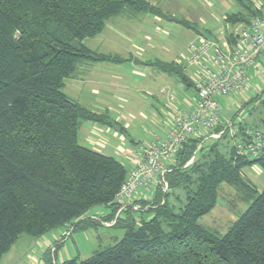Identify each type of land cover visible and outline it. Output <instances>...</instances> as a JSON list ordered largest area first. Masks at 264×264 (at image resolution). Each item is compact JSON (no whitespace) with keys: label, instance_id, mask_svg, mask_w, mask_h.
Masks as SVG:
<instances>
[{"label":"trees","instance_id":"1","mask_svg":"<svg viewBox=\"0 0 264 264\" xmlns=\"http://www.w3.org/2000/svg\"><path fill=\"white\" fill-rule=\"evenodd\" d=\"M233 1L246 11L226 16L228 26L245 27L264 14L251 1L250 6ZM152 8L145 0H0V260L21 234L38 239L61 227L71 234L114 221L111 227L124 232L118 242L87 259L59 264H264V188L258 191L242 174L253 165L264 169V154L255 160L237 157L225 133L189 139L168 165L166 190L157 186L150 200H134L139 210L127 207L114 218L127 170L114 157L78 143L83 121L106 120L63 92L79 64L108 59L82 41L99 34L110 17L125 10L150 14ZM237 35L229 31L225 43L234 44ZM151 65L194 88L177 64ZM250 102L263 113L264 127V90ZM234 119L229 121L239 130L256 129ZM224 127L222 120L214 131ZM222 184L250 205L219 235L198 220L215 207ZM178 189L185 202L175 208L168 198ZM97 207L109 214L85 217ZM53 253L45 251L42 263L53 264Z\"/></svg>","mask_w":264,"mask_h":264},{"label":"rangeland","instance_id":"2","mask_svg":"<svg viewBox=\"0 0 264 264\" xmlns=\"http://www.w3.org/2000/svg\"><path fill=\"white\" fill-rule=\"evenodd\" d=\"M145 1L153 6L152 10L154 13L150 14L155 15L163 20L170 21V23L174 22L172 24L165 25V31L167 32V35L157 33L153 27L150 28L144 25L141 28L142 31L147 32L146 34H144L143 32L140 34L138 32L139 28L137 25H130L131 27H133V29H135L132 31L135 32L131 31L132 28H126L124 23L131 22V19L128 18L133 19L134 16H141L143 12L131 13L128 12V10H125L122 14H120L123 16L110 17L107 22H110V24L115 26L122 35H130L131 32L132 34H135L132 39L136 41V43H140L142 40L144 41V37L146 35H149L151 43L147 44L144 42L138 45L141 48L145 47L147 53L151 57L160 56V53H162L163 55L167 54L168 58L162 55L160 57H163L168 62L174 61L177 55H179L180 53H182V55L180 58H178L180 59L178 61L184 62L185 56L188 54L189 45L191 43L198 42L200 36L221 42V39H223L221 35H217L216 37H214L211 34H214L220 30L225 31V34L227 35L229 31L238 32L243 26H228L227 24H225L224 18L231 14L245 13L246 11L238 2L233 0ZM248 1H252L255 5H258L259 7L261 6V9H264V0H245V3L247 5L250 3ZM248 6H250V4ZM250 15H245L243 18L247 19L248 16L250 17ZM140 16L134 18L133 23L135 22V19H138ZM141 22L145 21H140L139 23ZM183 23L189 24L193 28L191 29L184 27L183 25H181ZM208 32H210L211 34H209ZM107 33H112V31H110L108 27L105 30V33L95 38L84 39L82 43L84 46H86L88 49H91V51L95 53H103V51H114L115 46L113 45V43L107 41V39L105 38L112 37L107 36ZM114 36L119 35L115 32ZM231 39L232 38H230V40ZM259 58L263 61L264 55L261 54ZM177 64L178 66L182 67L180 63ZM118 66H120L117 68L120 71L121 77L123 79L125 78V80H123L125 81L124 85L127 86H122V89L120 88V91L126 92V97H128V95L132 96L134 93L131 90L130 85L127 83V81H131V83L137 85V82L134 81L136 78L133 75V70H139L140 72H143L144 75L148 74L149 70L156 71L154 68L146 66L135 67L133 65V62L131 61L124 62L123 64ZM192 69L196 70L197 66H192L191 68H188L187 73H192ZM257 79H255V81L259 84L257 88L264 89V77H258ZM64 83L65 85L67 84L64 92L68 94L70 98L75 100L76 96H80V90H77V88H71L73 93L69 91V81L67 83V80H65ZM136 87L137 88L135 89L133 88L134 91H138L139 88L138 86ZM167 89H169V91L174 92V90H172L165 83L158 84V86L155 87L153 90V95L157 96L160 102L162 100V104L164 103ZM137 91L134 96L140 97L138 99L141 101L142 105L140 106L141 108L132 111L137 114L141 112L140 117L132 119L131 122H129V118L128 122L126 120V123L128 125L123 124V122L120 123L119 125L125 128V132L119 133L118 137H111V134L114 133L113 131H110L112 132L110 134L102 136L104 137V139H106L108 144V150L105 149L104 151H101L102 154L114 157L127 169H129V162L134 157V154L137 152V145H139L140 143L149 142L151 134L156 130V127L153 126L149 118V115H151L154 110L150 109L148 105L150 102L148 101V96H146L147 91L144 90L143 94H140L141 92ZM175 93L178 94V92ZM80 97L81 99H88L90 97V90L84 89ZM220 101L222 102V116L224 115L228 119H230L232 115L238 113L235 117V123L248 121L250 125L256 127V129L264 135V127L260 124L259 121L260 118L263 116V113L260 111L256 103L252 104L251 102H249L248 105L246 104L243 107V104L245 102H248L249 98L242 97V93L231 94L226 98H221ZM122 106L124 107L125 105ZM157 106L161 108L160 105L157 104ZM254 107L257 109H255L254 112L249 113ZM128 111L130 110H127L126 108L119 109L120 114L127 113ZM107 116L111 120L114 118V115L110 114V112L109 114H107ZM145 117H147L148 119L145 120ZM84 123H82V125ZM211 143L212 142H209V144ZM79 144L84 145L82 142H79ZM194 158L195 154L192 155L191 159L187 162L186 166L192 163L194 161ZM243 172L248 177L249 181L259 191L264 188V169L261 166L253 165L251 169H243ZM184 195V191L178 189L173 191L172 195L168 198V200L170 201V204L173 207L179 208L180 204L183 205L185 202ZM249 205L250 202L245 201L242 198V194L239 193L235 188L226 184H222L218 190L217 203L215 207L207 215L201 217L198 220V224L202 227L215 231L219 235H223L224 233H226L230 225L238 219V217L248 208ZM121 211L122 210H117L114 218H116ZM101 212L109 213V209L105 207H97L90 210L85 215V217L90 218L92 215H99L98 213ZM133 216L137 218L139 215L137 213H133ZM113 223L114 221L103 222V224L107 225L108 227L99 224L94 225L88 228L87 230H77L71 234V229L61 227L51 231L50 233L38 239L30 237L26 234H21L19 235L17 240L11 245L10 249L1 257L0 264H43L42 257L45 251H47L48 249L50 250V252H54L53 264H59L62 261L72 258H78L79 260L87 259L94 252L100 251L106 248L107 246L114 245L122 238L124 233L123 230L111 227Z\"/></svg>","mask_w":264,"mask_h":264},{"label":"built area","instance_id":"3","mask_svg":"<svg viewBox=\"0 0 264 264\" xmlns=\"http://www.w3.org/2000/svg\"><path fill=\"white\" fill-rule=\"evenodd\" d=\"M237 33L236 42L231 45L202 36L189 45L186 64L199 70L194 81V104L190 110L172 108V120L164 139L155 138L137 146L134 155L139 154L140 160L127 172L115 197L119 210L130 207L137 211L140 206L133 202V196L140 194V198L150 200L157 186L166 190L168 165L189 139H219L225 133L237 157L255 160L264 154V135L257 129L239 130L232 122L225 121L219 102L249 87L251 72L258 69V58L264 53V14L252 18ZM168 100L173 103L175 99L169 95ZM222 120L225 127L215 132Z\"/></svg>","mask_w":264,"mask_h":264},{"label":"crops","instance_id":"4","mask_svg":"<svg viewBox=\"0 0 264 264\" xmlns=\"http://www.w3.org/2000/svg\"><path fill=\"white\" fill-rule=\"evenodd\" d=\"M251 3L253 5V7H257L262 12H264V9H261L262 8L261 6L259 7L258 5H255L252 1H251ZM120 16H123V15H118L115 17H120ZM138 16H140V15H138ZM138 16H134V18H137ZM134 18L133 19L128 18V19H131V22H126V23H124V25L128 29L132 28L131 31L135 30V29H133V27H131L130 25H137L139 28L138 32L140 34L142 32L144 34L147 33L145 31H142L141 27H143V25H144V26H148L150 28L153 27L157 33H162L163 35H167V32L165 31V25L174 23V22L170 23V21L163 20V19H161L155 15L149 14V13L141 14V16L138 19H135V22L133 23ZM140 21H145V22L139 23ZM107 27L110 29V31H112V33L111 34L107 33L106 35L112 36L114 38H112V37H105V38L107 39V41H110L113 43V45L115 46V50L114 51H103V53L97 52V54L108 57V59L103 60V61L83 62V63L78 65V68H77L75 75L71 78L66 79L67 83H68V81L70 83V85H68L70 92L73 93L72 89L77 88V90H80L79 95L81 96V93L83 92L84 89H86V90L89 89L90 90V97L88 99H85V98L81 99L80 96H76V99L74 100V99L70 98L68 94H66L64 92L67 84L65 85V83H64V86H63V92L71 100L78 103L81 107L87 109L90 112L105 115L106 120H105L104 124H100V123H97L94 121H83L82 123H84V122H86V123H84L83 125L81 123L79 130H78V143L82 142L84 145L80 144L81 146L87 147V148L92 149V150L99 152L101 154H102L101 151H104L105 149H107V146H108L106 139H104V137H102V136H105L106 134H110V133H112L110 131H113L114 133L111 134V137H113V136L118 137L119 133L125 132V128L123 126H120L119 125L120 123L123 122V124H127L126 120L128 122L129 118H130L129 122H131L132 119L140 117L141 112H139V114H137V113H134L132 111V110H137V109L141 108L140 106L142 105L141 101L138 99L140 97L134 96V94L137 91V90L134 91V89L137 88L136 86H138L139 89L137 92H141L140 94H143L144 90L147 91L146 96H148V98H149L148 101L150 102L148 105H149L150 109L154 110V112L151 113V115H149V118H150V122L153 124V126L156 127V130L151 134L150 139H149L150 141H152L155 138H158V139H164L165 138L167 129L169 128L170 122L172 120V110H173L172 108L173 107L177 106V107H180V108H183L186 110H190L192 105L194 104L195 93H194L193 88L187 87V85L185 83H183L182 81H180L178 77L159 71L155 66L151 65L153 62L160 61V62H166V63H172L173 62L174 64L180 63V65L183 68V72H184L185 76L191 82H194L195 79L197 78L198 74H199L198 68L196 70L192 69V73L191 72L187 73V69L192 67V66L187 65L186 61H185L188 54L185 56L184 62L178 61V60H180L178 58L181 57L182 53L177 55L176 59L174 61H171V62H168L163 57H160L162 55V56H166L168 58L167 54L163 55L162 53H160L161 54L160 56L151 57L147 53L145 47L141 48L138 45V44H142L144 42L147 44L151 43L149 35H146L144 37L145 40L144 41L142 40L143 42L141 41L140 43H136V41H134L132 39L135 36V34H132V32H135V31H132L130 33V35L126 34L127 36L122 35L117 30V28L115 26L110 24V22L106 21L105 26L102 29V31L99 34H97L96 36H94L93 38L100 36L101 34L105 33V30L107 29ZM115 32L119 36H114ZM208 33L211 34L210 32H208ZM211 35H213L214 37H216L217 35H221V37L223 39H221L222 41L219 42L220 44L226 42V34H225V31H223V30H220V31H218L214 34H211ZM129 37H130V39H129ZM120 38H123V39H120ZM152 49H153V47H152ZM168 60H170V59H168ZM127 61L133 62V65L135 67L146 66V67L154 68L156 70V71H152V70L148 69L149 73L145 74V75L143 72H140L139 70L138 71L133 70L132 71L133 75L136 78L134 81L137 82V85L134 83H131V81H127V83L130 85L131 90L134 92L132 96L128 95V97H126L127 96L126 92L120 91V88L122 86H124V87H127V86L124 85L125 81H123V80H125V78L123 79L121 77L120 71L117 68V67H120L118 65H121ZM103 63H106V64H103ZM101 65H103V66H101ZM193 68H195V67H193ZM251 73H252V79H251L252 82L250 83L249 87L245 88L242 91V97L249 98V101L245 102L243 104V107L246 104L248 105V103L250 102V99L255 94H259L262 90H264L263 88L258 89L257 86H259V84L255 81V79H257L258 77H260V78L264 77V61L259 60L258 69L255 71L253 70ZM160 83H165L172 90H174V92H172V91H169V89H167V91H166L167 93L165 95V99H164L163 104H162V102H163L162 100L160 102L159 99L157 98V96L153 95L154 94L153 93L154 88L157 87L158 84H160ZM127 90H125V91H127ZM175 92H178V94H176ZM111 94H113V95H111ZM169 95L174 97L175 100L173 101V103L169 102V100H168ZM219 102H221V101L219 100ZM157 104L160 105L161 108H159L157 106ZM122 105H125L126 107L125 106L123 107ZM221 105H222V102H221ZM121 108H126L127 110H130V111H128L127 113L120 114L119 109H121ZM109 112H110V114L114 115V118L112 120L109 119L107 116V114H109ZM237 114L238 113L234 114L235 117ZM145 118H146L145 120L148 119L147 117H145ZM223 118L225 121L230 120L224 115H223ZM242 122L249 123L248 121H242ZM108 123H110V124H108ZM234 123H235V119H234ZM112 147H114V146H112ZM113 151H114V149H113ZM107 156H109V155H107ZM139 160H140L139 154L134 155V157L129 162L130 163L129 169L126 168L127 172L130 169H132L133 166ZM251 168L252 167H249L248 169H251ZM242 174H243V177L249 181L248 177L244 174V172ZM139 198H140V194L133 196L134 200H136V199L138 200ZM134 200H133V202H134ZM98 214L99 215H92L90 217V219L100 220V219L104 218L105 216H107L109 213L101 212ZM143 214L146 217L148 216L145 212ZM120 216H121V214H120ZM100 225L108 227L107 225L103 224V222L100 223ZM48 248H50V247H48Z\"/></svg>","mask_w":264,"mask_h":264}]
</instances>
